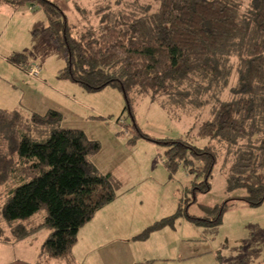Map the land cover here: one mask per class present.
<instances>
[{"label": "trees", "instance_id": "trees-1", "mask_svg": "<svg viewBox=\"0 0 264 264\" xmlns=\"http://www.w3.org/2000/svg\"><path fill=\"white\" fill-rule=\"evenodd\" d=\"M27 1L39 4L48 20L43 31L67 51L60 76L88 91L117 87L128 105V93L136 89L151 97L192 94L191 104L198 106L222 97L236 70L231 98L216 101L212 118L196 134L233 150L226 158L229 189L244 188L246 194L211 208L216 214L212 218L188 217L212 225L219 222L227 201L258 204L264 199V0L132 1L126 11L97 10L105 13L98 26L76 31L49 0L0 4ZM26 57L14 52L7 59L28 68ZM62 117L53 108L44 113L0 108V185L6 189L0 219L7 225L0 223V242L25 240L47 227L40 261L70 259L80 227L116 198L112 175L100 172L90 158L99 142L82 129L62 126ZM165 143L169 168L187 149L204 160L206 176L211 173L215 144L197 147L180 138ZM42 207V221L30 226L22 222Z\"/></svg>", "mask_w": 264, "mask_h": 264}, {"label": "rangeland", "instance_id": "rangeland-1", "mask_svg": "<svg viewBox=\"0 0 264 264\" xmlns=\"http://www.w3.org/2000/svg\"><path fill=\"white\" fill-rule=\"evenodd\" d=\"M49 1L62 9L66 23L76 31L97 27L105 15L99 9L126 11L128 3L139 0ZM47 24V16L36 2L0 4V108L38 113L48 108L60 110L62 126L82 129L99 142L100 149L91 155V161L100 172L112 175L117 188L116 198L80 227L70 259L41 263L264 264V199L258 204L229 200L219 222L212 225L188 217L212 218L216 214L211 208L246 194L244 188L229 189L226 158L233 150L226 143L196 134L199 125L212 118L216 101L231 98L236 70H232L222 97L198 106H192V94L151 97L136 89L128 93V105L117 87L88 91L61 77L67 51L43 31ZM14 52L26 54L27 66H40L39 76L10 63L7 58ZM178 138L197 147L215 144L216 162L209 175L204 160L187 149L184 158L168 167L165 141ZM5 194L1 184L0 209ZM44 215L42 207L22 222L30 226ZM0 223L7 227L2 219ZM156 223L155 229L144 234ZM49 232L42 227L26 241L14 243L0 264L16 258L30 262ZM16 264L25 263L18 260Z\"/></svg>", "mask_w": 264, "mask_h": 264}, {"label": "crops", "instance_id": "crops-1", "mask_svg": "<svg viewBox=\"0 0 264 264\" xmlns=\"http://www.w3.org/2000/svg\"><path fill=\"white\" fill-rule=\"evenodd\" d=\"M48 109H50V108H48ZM47 109V110H48ZM46 110V111H47ZM104 208V207H103ZM103 208H101L100 210H102ZM100 210H98V211H100ZM97 211V212H98ZM96 212V213H97ZM91 224V223H90ZM37 233V232H36ZM33 235H35V233L34 234H32V235H30V236H33ZM29 236V237H30ZM27 239H25L24 241H26ZM21 241H17V242H15V243H20ZM14 243H4V242H0V263L1 262H3L4 260H6L7 258H5L4 256H3V254L7 251L6 249L8 248V247H11L12 245H13ZM42 244V243H41ZM40 244V245H41ZM39 248H40V246H39ZM38 253H39V249H38V252H37V256L33 259H31L30 260V262H26L25 260H22V259H18V258H16V261H22V262H24L25 264H42L41 262L42 261H40L39 260V256H38ZM22 256H24V254L22 255ZM26 258H31V256L30 257H28L27 255H26ZM1 259H4V260H1ZM16 261H14V260H12V259H10L9 260V262H7L6 264H16ZM34 261V262H33ZM2 264H4V263H2Z\"/></svg>", "mask_w": 264, "mask_h": 264}, {"label": "built area", "instance_id": "built-area-1", "mask_svg": "<svg viewBox=\"0 0 264 264\" xmlns=\"http://www.w3.org/2000/svg\"><path fill=\"white\" fill-rule=\"evenodd\" d=\"M27 71L29 75L38 77L40 72V66H38L37 64H32L27 68Z\"/></svg>", "mask_w": 264, "mask_h": 264}]
</instances>
